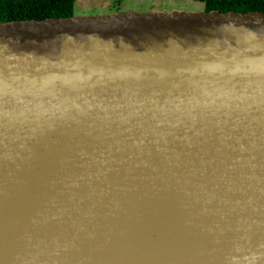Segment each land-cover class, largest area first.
Returning a JSON list of instances; mask_svg holds the SVG:
<instances>
[{"label":"water","instance_id":"1","mask_svg":"<svg viewBox=\"0 0 264 264\" xmlns=\"http://www.w3.org/2000/svg\"><path fill=\"white\" fill-rule=\"evenodd\" d=\"M0 264H264V13L0 23Z\"/></svg>","mask_w":264,"mask_h":264},{"label":"trees","instance_id":"2","mask_svg":"<svg viewBox=\"0 0 264 264\" xmlns=\"http://www.w3.org/2000/svg\"><path fill=\"white\" fill-rule=\"evenodd\" d=\"M76 0H0V23L73 16ZM205 12L264 13V0H196Z\"/></svg>","mask_w":264,"mask_h":264},{"label":"rangeland","instance_id":"3","mask_svg":"<svg viewBox=\"0 0 264 264\" xmlns=\"http://www.w3.org/2000/svg\"><path fill=\"white\" fill-rule=\"evenodd\" d=\"M193 0H76L74 16H95L101 14L128 12H191L200 11L201 4Z\"/></svg>","mask_w":264,"mask_h":264},{"label":"flooded vegetation","instance_id":"4","mask_svg":"<svg viewBox=\"0 0 264 264\" xmlns=\"http://www.w3.org/2000/svg\"><path fill=\"white\" fill-rule=\"evenodd\" d=\"M192 3H198V4H200V3H199L198 1H196V0H193ZM201 6H202V4H201Z\"/></svg>","mask_w":264,"mask_h":264},{"label":"snow or ice","instance_id":"5","mask_svg":"<svg viewBox=\"0 0 264 264\" xmlns=\"http://www.w3.org/2000/svg\"><path fill=\"white\" fill-rule=\"evenodd\" d=\"M0 103H2V97H0Z\"/></svg>","mask_w":264,"mask_h":264}]
</instances>
